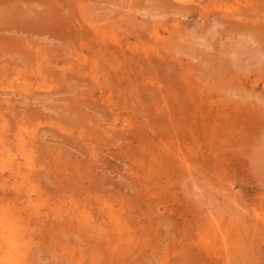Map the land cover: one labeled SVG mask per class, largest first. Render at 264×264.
<instances>
[{"label": "rangeland", "instance_id": "rangeland-1", "mask_svg": "<svg viewBox=\"0 0 264 264\" xmlns=\"http://www.w3.org/2000/svg\"><path fill=\"white\" fill-rule=\"evenodd\" d=\"M7 1H10L9 4ZM4 2L9 9L13 6L11 0H0V11ZM26 2L33 4L30 1L18 0V6L22 10H16L17 15L23 17L29 12V7L22 8ZM69 3L74 5L75 0ZM81 3L86 5L83 12L86 15L82 19L85 25L98 26L106 32V40L113 45L116 40H111L116 35L119 43L108 52L115 53L121 59L126 58L127 65L138 61L141 63L139 68H136L146 71L147 64L151 62L145 59L147 53L152 59L165 58V66H172L173 69L181 71L174 75V89L169 86L170 90L174 91L172 94L178 90L183 96L181 100L172 97V104L169 105L172 113L179 118L177 122L171 123L166 119L168 114L162 113L164 120L156 132L163 139L162 150L184 149L187 153L189 148H194L192 153L186 156H190L192 167L196 166V169L200 168L202 163L204 166L200 171H204L202 173L195 168L194 171H189L185 167L183 169L180 163L181 167L177 168L178 162L173 163L174 171L177 172V169L181 168L187 174L178 170L179 173L174 172L170 181L161 176L164 182H158L160 185L156 183L159 186H154L153 189V195L155 194L159 201V208L154 210L150 201L144 199L140 200V206L133 200L126 201L129 212L127 219L132 229L127 224L117 227L114 224L115 218L123 216L125 210L115 208V205H120L114 199L115 192L120 189L128 194L134 191V187H139L136 185L138 178L135 173L132 174L133 166L124 154L130 155L135 149H140L132 135L146 132L151 136L153 126L141 128L129 125L125 127L126 130L119 131L121 136L125 133L128 138L117 136L119 134L115 129L123 126L120 118L114 128V125L108 122L112 117L107 119L112 109H107V102L100 103L96 99L99 94L96 83L89 78L79 80L86 67L91 68L89 57L95 59L96 64L99 62V66L102 65L104 56L101 51L98 54L90 53L83 46L87 57L83 66L85 69L80 76L65 69L66 64L63 61L65 58L76 63L80 58L76 56L71 45H61L63 60L48 64L54 72V82H51L52 78H48L46 83L36 75L31 79L29 76L30 80L24 79V75V78L22 76L16 79L14 63L11 68L13 73L8 71L10 76L6 69H0V109L8 114L7 119H3L0 114V151L4 150L5 144H9L8 147L12 150L11 155L6 156L4 152L0 154V157L3 156L0 158V211L2 208L3 213L12 211L17 205L16 207L34 213V226L38 228L39 233L28 225L36 234L32 235L31 249L26 255L27 263L264 264V222L255 217L257 211L264 215V151L259 150L264 149V144H261L264 143V0H83ZM180 4L195 6L185 14ZM178 6L179 11L176 10ZM199 8H203V14ZM204 11L208 13L204 14ZM221 12H228L229 16H222ZM257 26H262L263 28H260L263 31ZM155 33H159L163 40L157 42ZM7 34L12 33L7 31ZM41 36L43 35H39ZM36 37L38 36L35 35L34 38ZM44 37L46 36L42 38ZM53 41L58 42L56 39ZM1 43L3 41H0V66L4 60L14 58L11 52L2 49ZM94 44L96 42L93 41L90 45L92 49ZM159 52L161 56L157 55ZM99 66L94 65V70H99ZM165 66L159 68L163 75L168 71ZM220 76H223L221 81L218 79ZM180 82L178 89L176 84ZM139 85L143 95L150 93L146 82L140 81ZM185 85L193 90L191 97L195 100L190 97V103L183 100L186 95L181 94ZM41 90L45 92L44 95ZM123 97V94L116 97L112 94L114 107L120 105L119 110H125V114L133 111L135 118L145 113L148 120L154 119L146 103L148 97L143 96L142 105L138 106L129 102L128 97ZM85 99L91 104L94 103L91 108L84 103ZM196 102L198 104H194ZM124 103L129 107L135 106V109L128 108ZM185 104H190L191 110L197 111L199 108L196 106H207L203 112L206 118L202 121L198 117L193 121L198 113L191 115L192 111L182 118ZM25 106L28 108H24ZM75 106H78L81 112L89 111L94 121H89L88 115L78 117L81 112H78ZM245 106L255 122L251 121L253 125L250 123L244 126L248 131H244L243 125L239 124L238 113L236 114V110L243 111ZM25 110L28 114L33 112V118L29 119L30 121L27 119L23 125L26 131L17 135L19 138L13 137L12 134L19 132L20 128L15 130L14 114L24 116L26 112L20 111ZM28 114L26 115L29 116ZM19 115L18 118L21 117ZM198 119L201 122H198ZM226 119L231 122L230 126H226ZM93 128L98 129L97 134L100 133L97 136L100 137L99 142L92 140ZM230 129H238V133L234 130L232 134V131H228ZM228 133L232 134L231 137ZM243 135L247 137L246 142ZM241 137L244 139L240 140ZM36 138L46 148L47 156L42 157L45 154L35 152V159H32L28 167L24 162V152L18 145L21 143V146H27L29 140ZM258 138L262 142H256ZM9 140H13L12 143ZM207 140H210L208 146ZM234 140H238V144L234 143ZM148 141L149 144L145 146L146 153L151 144V140ZM209 145L211 148H208ZM256 150L261 156L256 154ZM200 156L204 157L203 160ZM43 161L48 164L49 173L32 171V165ZM17 165L29 169L36 178L32 177L34 180L29 182L30 178L27 176L9 173V169ZM2 171H5L4 175ZM69 174L79 175L80 180L74 181ZM143 182L142 186L146 183ZM16 185L19 189L15 188ZM28 187L32 189L33 204L24 206L16 202L14 192L27 196ZM101 207L104 214L99 212ZM37 210L47 211L49 216L40 215ZM110 211L113 212L112 215L108 214ZM143 211L145 213H142ZM23 216L25 217L24 214ZM55 216L57 218H53ZM76 216L83 224L79 230L81 236L75 231ZM70 218L75 222L71 229L68 225ZM131 218L135 220L131 221ZM60 220L62 222L59 224ZM215 221H218L220 226ZM151 223L153 225L149 226ZM217 228L226 234V249L223 248V238ZM133 229H136V233L130 237L129 232ZM44 230L47 231V237L43 238L40 231ZM110 232L115 234L107 236ZM48 235H54L56 238ZM73 243L76 246H73ZM1 258L0 264H7Z\"/></svg>", "mask_w": 264, "mask_h": 264}, {"label": "bare ground", "instance_id": "bare-ground-1", "mask_svg": "<svg viewBox=\"0 0 264 264\" xmlns=\"http://www.w3.org/2000/svg\"><path fill=\"white\" fill-rule=\"evenodd\" d=\"M22 1L33 2L32 5H30L28 2H26V4L22 7V8H26V7L28 8L29 7V12L25 13L23 17H21L20 15H17L18 12L16 10H22L21 7L18 6V0H11V3H13V6H11L10 9L6 6L7 4L4 2V6H3L2 10L0 11V41L1 42L3 41V43H1V46H2V49H4L7 52H11V54L14 55L13 59L4 60V62H2V66H0L1 70L6 69V73L9 74V76L11 73H13V71L16 72V75H17L16 79L20 78L24 75L27 77V78L26 77L24 78V76H23L24 79L30 80L33 76L36 75L41 81L48 83V78H52V80H53L55 77L54 72L51 71V68L49 67L48 64L50 62L60 61V59H62L61 55L64 56V54L61 52V49H63V48H61V45L65 44V43H67L68 45H71L76 56L78 58H80L76 61V63H75V61L71 62L69 60H66L65 58H64V60L62 59L64 61V63L66 64L65 69H69L72 72H74L76 75H80V76H81L80 73H82V71L85 69L83 66L85 64L84 61L86 60V57H87V55H85V53H84L83 46L90 53L98 54L101 51V53L104 56V62L102 63V65L99 66V62L96 64L95 59H93L92 57H89L91 59V68L86 67L82 76L79 77L80 78L79 80L89 78L96 83L97 89L99 90L98 97H96L97 101H100V103H102V101H104V103L107 102L108 104L105 106L107 107V109H112V113L115 114L114 116H111L112 113L110 112L107 115V119L109 117L110 118L112 117L111 119L108 120V122L111 125H114V128H115L117 125L116 121L118 120V118H120L123 126L121 128L115 129V132L117 134H119V131L126 130L125 127H128L129 125H132L134 127H138V126L150 127V126H153V127H151V129L153 131V134L151 136H148L146 134V132L141 133V135L140 134L132 135L133 138H136L137 143L139 144L138 147H140V149L139 150L135 149L134 152L131 153L130 155L124 154V157L127 158L129 163H131L133 166L132 174L135 173V177L138 178L140 183L136 182V185L139 187H137V188L134 187L135 188L134 191L133 192L128 191L129 192L128 194H126V193L122 192L120 189H118L114 195V199H116V201H118L120 204V205L114 204L115 208L117 210H119L120 208H124V210H125L123 216L115 218L114 224H116L117 227H121L123 224H127V226L130 227V224H129L128 219H127L129 212H128V207H127L126 201L131 202V200H133V202L135 201L136 205L140 206V200L144 199L146 201H150L151 207H153L154 210L158 209L159 208V206H158L159 201L155 198L156 197V196H154L155 194L153 195V193H154L153 189H154V186L157 187L160 185L159 183L163 181L162 180L163 176L167 177L169 179L168 181H170L171 177L173 178V174H174V172H176V171H174L175 168L173 166V163L176 164V162H178V164L179 163L182 164L183 169L185 167L189 171L191 169H192V171H194L193 168L196 169L195 165H194L195 167H192L193 162H190V160H192L189 158L190 156H186V154L190 155L192 153L191 151H193L194 148H192V147L189 148L187 153L184 149L171 150V148H166V149L162 150L164 148V146L161 145V142L163 141V139H161L162 137L160 136V134L158 132H156V130H158L159 127H161V124L164 120L162 113L168 114V116H166V119H168L171 123H173L175 121L177 122V120L179 118L176 116L175 113H172V111L169 108V105H170V103L172 104L173 98H175L177 100L178 99L181 100L183 98V96L178 93V90H175V94H172V93H174V91L172 92L170 90L169 86H171L172 90L174 89V81H175L174 75H176V72L181 73V71L176 70V68H174L175 69L174 70L172 68V66L171 67L165 66V62H164L165 58H160V59L154 58V59H152L150 57V54H147V53L145 54L146 55L145 59L151 60V62L149 64H147L146 71L145 70L143 71V69H138L139 68L138 65L141 62L134 61V62H131L127 65L128 60H126V58L121 59L115 53L108 52V50H110L112 47H114L116 44L119 43V42H117L118 38H116L115 37L116 35L113 34L115 36L112 37L111 41H113V38H115V40H116V41H114L115 44L113 45V44H111V42L106 40V37L108 36V35H106V32H103L98 26H86L85 25L86 23H84L82 20V19H84V15H86L83 13L84 8L86 6V5L84 6L81 3V1H83V0H75L74 5H70L69 1H71V0H22ZM9 2L7 1L8 4H9ZM40 6H42V7L44 6V7L42 8ZM71 6H73V7L71 8ZM180 6H181V4H180ZM193 6H195V5H191V4L186 5L185 4L184 6L182 5L180 8H181L182 12L187 14L188 13L187 11L190 12L191 8ZM75 7H77V9H75ZM7 9H9V12H7L8 11ZM202 9L203 8L200 9L201 14H203ZM176 10L179 11V6L177 7ZM79 13H80V16H79ZM206 13H208V12L204 11V14H206ZM221 14H223L222 16H229L228 12H226V13L221 12ZM236 19H238V15H237ZM257 27L263 31L262 26H260L262 28H260L259 26H257ZM179 28H180V26H179ZM1 30L10 31L12 34L9 35V34H7V31L1 32ZM169 31H171V30H169ZM172 32H174V30ZM35 35H37L38 37L34 38ZM39 35H43L46 37L42 38L43 36L39 37ZM162 38H161V35L159 33H155V39L157 42L161 41ZM54 39L58 40V42H54L53 41ZM92 39H94V40H92ZM93 41L96 42V44L93 45L94 47L92 49V46H90V45L93 43ZM89 48H91V50ZM147 50L145 49V51H147ZM159 53L157 55L161 56V53L160 54ZM169 56L171 58V55H169ZM166 59H167V57H166ZM174 59H176V58L174 57ZM161 62H164V64H162ZM12 63H14V65H13L14 69L11 72ZM16 63H18V64H16ZM172 63L173 62H171V64ZM94 65L99 66V70H94V68H93ZM172 65H174V63ZM131 66L134 68H131ZM162 66L166 67L165 70L168 67V69H167L168 71H166L167 72L166 75H163L160 72V69L162 68ZM136 67H138V68H136ZM8 71L11 73H9ZM28 72H30V73H28ZM143 73H144V75H143ZM29 76H30V79H28ZM178 76H180V75L178 74ZM140 77L142 79H140ZM222 77L221 76L218 77V79L220 78L219 81H221ZM54 81L55 80H53L51 82H54ZM140 81L146 82L147 88H150L149 89L150 93H148L146 95L142 94V91L140 89L141 86L139 85ZM149 83L152 84V86ZM24 85H28V83H24ZM39 86L42 87L41 84H39ZM176 86L179 89V87L181 86V82L176 84ZM43 87H45V86H43ZM41 91L43 92V90H41ZM41 91H39V92L42 93ZM176 91H177V94H176ZM181 91H182L181 94L186 95L185 99H183V100H186L188 103H190V97L192 96L191 93L193 90L190 87L185 85L184 89H182ZM4 92L6 93V91H4ZM15 92L17 93V91H15ZM19 92H21V90ZM56 92H57V90H56ZM44 93L45 92H43V95H44ZM112 94H114L115 97L118 96V94H123L125 97H128L129 102L136 103L137 106L142 105L141 100H142L143 96L148 97L149 99L146 101V103H147V106L150 110V115H151V117L154 116V119L152 121L148 120L149 118L146 116L145 113H143L142 116H139L137 118H135L133 116V113H132L133 111H128L125 114V110H122V109L119 110L121 108L120 105L118 107H114L115 103L111 99ZM94 95L95 94H92V96H94ZM125 97H123V99ZM191 98L193 99L194 97H191ZM194 100H195V98L193 99V101ZM202 100H204V99H202ZM84 103L89 108H91L92 107L91 105L94 104V103H92V104L89 103V101L87 99L84 100ZM207 103H206V105H207ZM124 104H126V103H124ZM194 104H198V102H196ZM237 104H239V103H237ZM126 105H128V104H126ZM186 105L187 104L184 105L185 107L182 110V118H185L186 114L190 113L191 111H192L191 115L194 114V112L198 113V115H196V117L194 116V118L192 119L193 121L195 120V118H198V117H200L199 119H201L202 121L206 118L203 112L206 108H208L207 106H209V105H207L205 107L196 106V108H199V111H197L195 109L191 110L192 108L190 107V104L187 106ZM199 105H200V103H199ZM234 105L236 106V103L233 104V108H235ZM22 106H24V105H22ZM26 107L28 108V106H25L24 108H26ZM237 107H238V105H237ZM246 107L247 106H245L243 108L244 109L243 111L236 110L237 111L236 114L238 113L237 120H238L239 124L243 125L242 128L244 126L246 127L247 124L254 122V119L251 116V113L248 112V109H246ZM128 108L135 109V106L129 107V105H128ZM75 109H77L78 112L82 111L79 109L78 106H75ZM1 110L2 109H0L1 117H3V119H7L8 114L1 111ZM27 110H29V109H27ZM209 111H211V110H209ZM20 112L23 113V112H26V110L20 111ZM233 112H234V110H233ZM9 113H10V111H9ZM30 113L31 114H28L27 112L25 113V115L26 114L29 115V116L26 115L27 117L25 115L23 116V115L13 113L14 114L13 121L15 122V127H16L15 130H17V128L20 127L19 132L13 131L14 132L12 134L13 137L14 136L17 137V135L26 131V129L23 127V125L26 123V121H28L29 119L31 120L33 118V116H32L33 112H30ZM89 113H90L89 111L86 113L85 112L78 113L79 114L78 117L81 118L83 115H88L89 121L92 122V121H94V119L91 118V115ZM10 114H12V112ZM18 115L21 117L18 118ZM219 116H221V115H219ZM234 116H236V115L234 114ZM229 117L231 118V116H229ZM199 119H198V122H201V120H199ZM227 119H229V118H227ZM255 120H256V122L258 121V119H255ZM227 122L228 123H226L224 121V123L227 124L226 126H228V124L230 126L231 122L228 120H227ZM135 123H138V124L135 125ZM186 123H187V121H186ZM188 123L190 124V120H188ZM254 123H252L251 125H253ZM222 124L223 123H221V126H222ZM259 126H261V125H259ZM245 127H244V131H248V129ZM141 128H143V127H141ZM232 128H234V127H232ZM201 129L204 130L203 127ZM245 129H247V130H245ZM97 130L93 128V132H92L91 136L93 137V139H92L93 141L99 142L100 140L98 138H100V137H97V136H99L100 133L97 134L96 133V132H98ZM234 130H236V132H237L238 129H234ZM234 130L230 129L228 131H232V134H234L233 133ZM206 133L208 134V132H206ZM232 134L228 133V136L230 135V137H231ZM7 135H10V134H7ZM101 135H102V133H101ZM240 135L242 136V133ZM117 136H119V137L124 136V137L128 138L127 137L128 135H126L125 133H123L122 136H121V133ZM216 136H218V135H216ZM258 136H259V134H258ZM147 137H149V138H147ZM203 137L205 138V135ZM244 137H246V136H244ZM249 137H250V135H249ZM17 138H19V137H17ZM232 138H233V136H232ZM235 138L237 139V137H235ZM146 139L151 140V144L149 147L150 149L147 151V153H146L145 146L147 144H149V141L148 140L146 141ZM239 139L241 140L244 138L241 137ZM6 140H8V137ZM101 140H103V139L101 138ZM235 140H234V143L235 142L237 143L238 140L237 141H235ZM256 140H257L256 142H258L259 138ZM12 141L13 140H11L10 143H12ZM208 141L210 143V140H207V142H206L207 146H208ZM244 141L245 142L247 141V137L245 138ZM259 142H262V141L260 140ZM261 144L263 145L264 143H261ZM210 145H212V141H211ZM258 145H260V144H258ZM8 146H9V144H5L4 148H3L4 150L1 148L3 151H0V154L4 152L6 156L8 154L11 155L12 150ZM260 146H258V147H260ZM18 147L20 148V150L22 152H24L23 153V155L25 157L24 162L27 166L30 163H32L33 158L35 159V157H34V156H36L35 152H39L40 154L41 153L45 154L47 151L46 148L41 143V141L37 138L29 140V142L27 143V146L26 145L21 146V143H20V146L18 145ZM208 148H211V146ZM257 150H258V148H257ZM257 150H256V154L258 153ZM259 150H260V152H262L261 150L264 151L263 148L262 149L260 148ZM262 153L264 154V152H262ZM259 154H261V153H259ZM259 154H257V155H259ZM43 156H47V155L45 154V155H42V157ZM121 156H122V154H121ZM259 156H261V155H259ZM1 157H3V156H1ZM200 157L203 160L204 157H202V156H200ZM201 159H199V160L201 161ZM178 164H176V167L180 166V164L179 165ZM200 164H201V167L204 166L202 163H200ZM67 165H68V161H67ZM28 167H30V165ZM201 167L200 168L197 167L198 169H196V170L200 171V169H202ZM177 168H179V167H177ZM31 169H32V171H36V170L41 171V173L42 172H45V173L50 172V168H48V164L45 161H43L39 164H36V165H32ZM48 169H49V171H48ZM58 169H61V168H58ZM183 169H181V168L177 169V172H178V170H180L179 171L180 173L181 172L186 173V171H182ZM28 170L29 169H26L25 167L17 165V166L11 167L9 169V173H12L16 176L18 174L22 175L23 177L27 176L28 178H30L29 182H31V180H34L32 177L36 178V175L31 173V171H28ZM203 171L201 170L200 172L203 173ZM1 173H2V175H4L5 171H2ZM191 174H193V173H191ZM161 176H162V178H161ZM69 177L72 178L74 181L80 180L79 175L69 174ZM141 180H144V182H146L144 184V186L141 185L143 182V181L141 182ZM133 182H134V180H133ZM156 183H158L159 185H157ZM147 184H148V186L149 185L150 186L148 187ZM32 186L34 187V185H32ZM15 188L19 189L17 187V185ZM129 188H130V186H129ZM138 188H140V189H138ZM31 191H32V189H30L29 187L26 188L27 196L20 195L18 192H14V198H15L16 202L21 203L24 206L27 204H28V206H30L31 203L33 204V200L31 198ZM164 195H166V194H164ZM5 196L7 197L6 194H5ZM167 200H169V198ZM153 202H156V203H153ZM16 206L17 205H15V207L12 208V211H8V212L3 213L4 208H2V210L0 211V212H2V213H0V258L2 256L1 259L7 264H28L27 260H26V255H27V253L30 252V249H31V244L33 242L32 235L36 234L35 231L30 230L28 225H30L32 229L36 230V232L39 233V231H37L38 228L36 226H34V224L36 223V221H35L36 217L34 216V213H31V211H28L26 209H22V207H16ZM6 208H9V207H6ZM23 210H25V211H23ZM136 210H137V208L134 209L133 216H134V213L136 212ZM37 211H38L37 213L40 215H47V217L49 216V212H47V211H44V212H41L39 210H37ZM34 212H36V211H34ZM99 212H100V214L101 213L104 214L102 207H101V209H99ZM142 213H145V211H143ZM23 214L25 215V217L23 216ZM108 214L112 215L113 212L110 211ZM256 215H257V216H255L256 218H258L260 221L264 222L263 213H259L257 211ZM53 218H57V217L55 216ZM58 218H60V217H58ZM75 218L77 219V228L75 231L78 234V236H81L82 234L79 233V230L81 229L83 224H82L81 219H79L78 216H76ZM107 218L110 219L109 217H107ZM61 219L64 220L63 216H61ZM62 220H60L58 223L60 224L62 222ZM130 220L134 221L135 219L131 218ZM68 222H69L68 225L70 226V229H71L72 226L75 225V222L72 218H70V221H68ZM217 222H216V224H217ZM85 223L89 224V222H85ZM45 225L46 224H44V227H45ZM152 225L153 224L151 223V225H149V226H152ZM217 225L220 226L219 224H217ZM220 228H217V230L221 234V237L223 238L221 240L223 242V248L226 249L227 248L226 234L222 233ZM130 229H132V228L130 227ZM210 230H211V228H210ZM40 232L43 234V238L47 237V231L44 230L43 232L42 231H40ZM111 233L115 234V232H110V233H108L107 236H109ZM135 233H136V229L131 230L129 232V235H131L130 237H133L135 235ZM48 236H51L52 238H56L54 235H48ZM84 236L85 235H83V237ZM83 237H82V240L84 239ZM95 238H96V236H95ZM73 246H76V244L73 243ZM130 246H132V245H130ZM106 248H107V246H106ZM104 259H105V257H104ZM25 261H26V263H25Z\"/></svg>", "mask_w": 264, "mask_h": 264}]
</instances>
